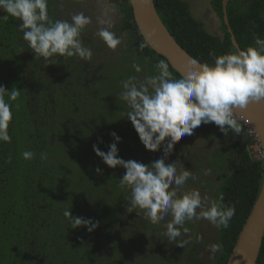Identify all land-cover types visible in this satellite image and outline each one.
I'll list each match as a JSON object with an SVG mask.
<instances>
[{"label": "trees", "instance_id": "1", "mask_svg": "<svg viewBox=\"0 0 264 264\" xmlns=\"http://www.w3.org/2000/svg\"><path fill=\"white\" fill-rule=\"evenodd\" d=\"M153 1L156 13L168 33L193 59L212 65L214 58L210 53L219 56L235 50L223 21L222 0L207 1V6L218 21L215 31L206 28L193 16L189 1ZM65 2L66 0H48L50 19L70 21L71 17L67 13L71 9L65 7ZM115 5L120 13L117 30L126 39L124 45L127 62H124L122 72H126V76L130 74L136 78L143 73L149 76L157 75L156 63L160 60L168 62L147 45L143 50L140 49V44L145 42L135 25L128 0H120ZM72 15L74 14L71 12ZM225 15L231 35L239 49L255 46L256 36L264 39V0H228ZM4 16H7V13L0 10V18ZM19 23L18 18L11 16L0 19V85L9 91L13 87L19 90L18 99L12 102L13 119L8 129L11 142H0V264H77V261L69 256L66 247L65 222L68 219L63 215L66 209H63L64 204L61 203L65 200L63 194L61 195L62 182L90 184V190L97 193L95 184L106 177L107 183L111 185L109 195L113 197L107 198L105 193L103 199L113 201L114 208H120L123 213L126 211L124 201L128 197L129 188L119 187V179L123 176L120 173L121 168L112 169L105 165L96 156L93 145L97 144L101 151L107 152L108 145L113 142L109 134L116 132L122 138L117 147L119 156L124 160L138 161V158L143 156L142 150L146 149L133 125L126 118L127 105L119 99L120 91L115 92L117 83L110 85L114 92L112 94L116 97L113 104L109 103L106 94L97 92L100 99L91 94L86 95L82 103L86 111L93 113L92 116H83L77 104H73L72 110L79 113L78 115L67 111L65 101L69 98V89L75 84L74 75L69 77L63 71L66 81H61L53 71L52 65L39 70V63L38 60L34 61V55L29 56L27 49H22L24 45L28 46V42L23 40V33L18 28ZM105 62L110 66L105 69L101 67L102 70L120 72L121 64H116L114 59L107 56ZM133 63L139 64L142 71L137 73L132 67ZM27 67L31 72H28ZM60 68L58 66L57 69L62 72ZM169 71L173 78H181L170 65ZM120 76L116 75L113 82H118ZM99 81L103 84L98 90L109 86L108 81ZM57 113L60 114V119H57ZM108 113L113 116L115 125L106 121ZM55 121L61 127L57 126L55 129ZM116 121L119 123L116 124ZM92 123L96 125L89 129ZM201 127V135L205 141L216 140L217 143L223 144V148L215 151V154L222 155L223 160L218 164L225 165L228 172L226 176L221 177V183L217 185L211 200H217L222 195L224 204L235 205V215L231 218L229 226L217 227L216 243L222 247L211 263L226 264L259 194L263 179V162L250 155L247 149L249 140L243 131L240 134L229 131L225 136L214 123L201 124ZM50 137L53 140L49 148L47 143ZM101 138L103 143H99ZM80 147H84L85 151L83 156L78 157L80 164H76L77 171L60 174L54 166L60 162L65 163L69 160V155L75 157L73 151ZM162 149L163 146L160 151L152 152L156 158H160ZM24 151H32L34 158L25 160L22 155ZM42 153L46 154L47 159L40 158ZM57 155L68 159L55 160ZM96 167L102 169V174L96 173ZM122 172L124 173V170ZM94 179L96 180L92 182ZM99 191L102 193L103 190ZM54 194L61 196L53 201ZM67 210L75 217L78 214L76 209ZM132 213L134 220L139 216V221H142L139 214L134 211ZM135 225L139 244L145 237V230L139 224ZM100 233L105 234L106 228L101 227ZM113 233L110 239L118 235L119 231ZM121 235L124 237V232H121ZM131 235L128 240L133 239V232ZM256 264H264V237Z\"/></svg>", "mask_w": 264, "mask_h": 264}, {"label": "clouds", "instance_id": "2", "mask_svg": "<svg viewBox=\"0 0 264 264\" xmlns=\"http://www.w3.org/2000/svg\"><path fill=\"white\" fill-rule=\"evenodd\" d=\"M0 10L7 13L0 19L18 18V28L35 59L42 57L48 61L56 56L92 59V50L80 39L82 30L92 22L83 12L72 15L70 21H53L48 15V0H0ZM98 23L110 22L98 19ZM97 35L110 49L115 50L121 44V39L107 27L101 28ZM145 47L142 42L140 49ZM209 55L214 58V64L191 59L179 79L173 78L168 63L160 60L155 65L157 75L142 81L136 77L122 81L119 99L126 102V118L147 151L157 152L163 146L161 158L147 165L135 160L125 161L119 156L117 145L122 138L116 132L109 134L113 142L107 152L93 145V151L105 165L125 169L119 187L131 189L127 210L130 213L137 208L143 210L144 218L152 224L171 215V221L164 225L165 234L169 242L181 247L191 242L183 239L189 231L183 228L186 221L205 219L218 228H227L235 215V205L224 204L222 195L217 200H208L202 199L197 189L179 191L190 178L195 180L196 177L179 160L166 163L174 145L185 135H193L201 124L214 123L225 136L229 131L240 134L238 110L245 109L250 102L264 100V39L256 36L255 46L237 48L219 56ZM132 67L137 73L142 71L137 63ZM18 96L19 90L15 87L9 91L0 85V142H11L8 129L13 119L12 102ZM99 143H103L102 138ZM22 155L25 160H32L35 154L24 151ZM40 158L47 159V156L42 153ZM95 171L102 174L99 167ZM204 174L207 175V171ZM63 215L73 229L85 227L92 232L99 226V222L91 218L73 216L70 210H65ZM196 239L199 241L200 237ZM221 247L214 243L208 250L215 254Z\"/></svg>", "mask_w": 264, "mask_h": 264}, {"label": "rangeland", "instance_id": "3", "mask_svg": "<svg viewBox=\"0 0 264 264\" xmlns=\"http://www.w3.org/2000/svg\"><path fill=\"white\" fill-rule=\"evenodd\" d=\"M118 1L119 0H66L64 3L65 7H70L71 9L69 13H67L68 16L70 15L71 17V12H83L86 16L91 17L92 20V22L82 30L80 36L84 46L89 47L92 50V59L90 61L84 60L82 62L84 66L82 69L79 68L81 65L78 66L77 61H73L72 70L66 73L69 77L74 75L75 84L69 89L70 95L65 101L67 103L65 106L67 111L72 112L73 115L79 114L74 113L72 110L74 108L73 104H77L80 108V113L82 112L81 114L83 116L93 115L92 112L85 110V105L82 103L87 94H91L97 99H100V95L97 94V92L106 94L105 96L106 98H109V103L113 104L116 97L114 98V95L112 94L114 92L110 89V85L117 83L115 92L120 91L121 93L123 91L122 81L129 77H134L130 74L126 76V72H122L124 62H127V51H125L126 46L124 45L126 39L118 33L117 30L120 13L116 8L115 3ZM187 1H189L190 6L192 7L193 16L196 19L201 20L204 18H210L208 20L212 23L213 18L210 12L211 9L207 6L208 0ZM98 19H103L110 23L100 24L98 23ZM104 27L109 28V31L115 33V35L121 39V44L118 45L115 50L108 48L106 43L97 35L98 31ZM210 30H212V28ZM107 56L114 59L116 64H121L119 73L102 70V68L105 69L110 66L108 62H105ZM88 63H91V65L87 66ZM97 66L99 67L96 71L95 69ZM116 75L121 76L118 78V82H113ZM148 76L147 73H143L137 77V80L142 81ZM61 79L64 81L66 80L65 76L61 77ZM102 79L108 81L109 86L98 90L97 88L103 84V82L99 81ZM104 84L107 86L106 82H104ZM65 111L66 109H64V112ZM58 115L60 114L57 113V119H60L58 118ZM122 117L123 115L121 118ZM106 121H108L109 124H114L113 116L109 113L106 114ZM54 123L55 129L57 126L61 127V125H57V121ZM117 123H119V121H116V124ZM95 125L96 123L90 124L89 129L94 128ZM63 126L65 127V125ZM102 127L103 126L101 125L100 128ZM201 128L202 127L199 126L194 130L193 135H185L178 143H176L172 153L166 160V163H170L173 160H179L184 167L189 169L196 177L195 180L190 178L185 186L179 191L197 189L200 191L202 199L207 198L208 200H211V196L216 193L217 185L221 183V177L226 176L228 172L227 169H225V165L218 164L223 160L222 155L220 153L215 154V151L223 148V144L217 143L216 140L205 141L201 135ZM52 140V137L48 140L47 146L49 148L52 144ZM84 151V147H80V149L73 151L75 157H71L67 152L69 160L65 163H58L54 168L60 174H67L68 171L75 173L78 169L76 164H80L78 157L83 156ZM142 151L143 156L138 158V162L147 165L150 162L159 159L156 158L154 155L155 153L150 151L146 152V150ZM162 155L163 152L161 153L160 158ZM54 159L65 160L68 158H61V156L57 155ZM48 166L50 165H47V167ZM44 169L48 170L47 168ZM122 170H124L125 173V169H120V173L124 175ZM205 171H207V175L204 174ZM48 176L50 175L48 174ZM95 180L96 179L92 182ZM62 183L61 195L63 194L62 197L65 199L61 202L64 204L63 209H76L78 213L89 211L91 212L90 218L94 222H99L100 224L95 230L89 232L88 243L84 246L81 244V247L72 252V256L70 257H73V259L77 261V264H211L217 255V253L212 254L208 250L209 245L216 243L217 227L205 219L185 222L183 228H187L189 231L184 234L183 239H190L191 242L185 244L184 247H181L169 242L165 234L166 228L164 225L171 221V215L165 217V219L161 220L158 224H152L149 220L144 218V212L139 208L134 209L133 211L142 217V221H139L138 215L137 220H134L135 216L133 213H127V209L130 206V188L127 192L128 197L124 201V208H126V211L124 210L122 213L120 208L116 209V206L114 208L112 204L113 201L103 199L106 195L107 198L113 197L112 195H109L111 185L107 183L106 177H103L102 181L95 184V188L98 190L97 193H95V190H90V184H76L67 181H63ZM99 189L103 190L102 193ZM105 193L106 195H103ZM60 196L54 194L52 196L53 201H56ZM197 211L199 212V209ZM135 223L139 224V226L145 230V237L139 242V244L136 238L138 237V233L137 225H135ZM66 224H69V221L65 222V226ZM120 224L121 226H119ZM101 227L104 229L106 228L105 234L101 235ZM112 228H114L115 231H113ZM183 228L180 229L182 232ZM117 231H119V234L110 239L112 235H114L113 232L117 233ZM121 232H124V237L121 235ZM132 232L134 237L133 239L131 238V240H128V236H132ZM196 237H200L199 241H197Z\"/></svg>", "mask_w": 264, "mask_h": 264}, {"label": "water", "instance_id": "4", "mask_svg": "<svg viewBox=\"0 0 264 264\" xmlns=\"http://www.w3.org/2000/svg\"><path fill=\"white\" fill-rule=\"evenodd\" d=\"M135 25L146 45L163 57L180 77L185 74L188 62L193 59L174 41L156 13L153 0H128ZM228 0H222L223 21L230 34L234 49L238 46L228 27L225 8ZM238 117L247 120L255 131L263 151V179L259 194L247 217L226 264H256L264 237V100L250 102Z\"/></svg>", "mask_w": 264, "mask_h": 264}, {"label": "flooded vegetation", "instance_id": "5", "mask_svg": "<svg viewBox=\"0 0 264 264\" xmlns=\"http://www.w3.org/2000/svg\"><path fill=\"white\" fill-rule=\"evenodd\" d=\"M210 12H211V15H212V18H213L212 23L208 20L210 18H204V19H201V20L197 19V20L201 21L206 28H209V29L212 28L215 31L216 28H217V25H218V21L216 20L213 11L210 10ZM73 14H76V13H73ZM22 49H27V51L29 53V56L34 55V57H35V54L32 52V50L28 46L24 45V47ZM36 60H38V63H39L38 64L39 70L41 68H45V69L49 68V65H52L53 71H55L57 73L58 79L61 80V81H64L63 79H61V77H64L63 76V74H64L63 71L68 73L70 70H72V67H73L72 63H74L75 61L78 62L77 63L78 66L81 65V66H79V68L84 67L83 64H82V62L84 60L80 59L79 57H75V56L74 57H66V56L60 57V56H56L54 59H50L48 61H46L42 57H39V58H36V59L34 58L35 62H36ZM46 62H48V63L50 62V63L48 64ZM88 65H89V63L87 64V66ZM33 66H34V64H33ZM58 66L61 67L60 69H62V72H60L59 69H57ZM27 69H28V72H31L29 67H27ZM56 69H57V71H56ZM66 70H68V72ZM90 213L91 212H89V211L88 212H82L81 214L78 213L76 215V217H80L81 216V217H84V218H90V215H91ZM99 226H100V224H99ZM65 229L67 231V234H66V236H67L66 245L67 246L66 247H67V250L69 252V256H72V252L75 249L81 247L82 245L84 246L86 243H88V241H89V232H88L87 228H85V227H79V228L73 229L70 224H66Z\"/></svg>", "mask_w": 264, "mask_h": 264}, {"label": "built area", "instance_id": "6", "mask_svg": "<svg viewBox=\"0 0 264 264\" xmlns=\"http://www.w3.org/2000/svg\"><path fill=\"white\" fill-rule=\"evenodd\" d=\"M237 119L242 126L244 136L249 140V145L247 149L250 155L254 159L263 160V151L260 147L258 137L255 131L253 130L251 124L241 117L237 116Z\"/></svg>", "mask_w": 264, "mask_h": 264}]
</instances>
